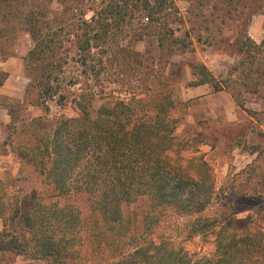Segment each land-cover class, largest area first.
<instances>
[{
    "label": "trees",
    "instance_id": "obj_1",
    "mask_svg": "<svg viewBox=\"0 0 264 264\" xmlns=\"http://www.w3.org/2000/svg\"><path fill=\"white\" fill-rule=\"evenodd\" d=\"M166 2L100 0L90 8L89 18L83 14L57 21L47 13L48 6L0 0V62L13 54L16 34L24 30L31 37L24 57L30 80L26 95L37 89L33 103L49 108L48 102L55 100L74 111L38 116L16 127V151L52 186L50 198L89 194L106 224L105 230L97 226L90 234L97 237L101 257L106 253L103 264H264V229L225 210L209 213L216 204L226 206L215 180L204 179L210 167L199 162L193 169L191 160L199 157L168 154L179 120L172 117L170 92L140 100L136 91L128 98L107 90L109 83L129 80L124 78V60L139 55L123 38L116 39L113 29L125 25L137 10L147 12L146 21L156 20L168 9ZM118 49L123 56L114 62ZM195 73L200 75L195 84L213 82L216 89L223 88L206 65ZM6 78L0 69V85ZM8 187L0 179V252L24 251L33 259L51 258L58 264L81 256L87 232L73 201L60 205L58 199L41 196L23 210ZM140 196H148L160 209L146 214L143 228L132 208ZM164 208L186 217L180 230L165 223L160 214ZM209 234L214 235L212 255L188 247L193 238Z\"/></svg>",
    "mask_w": 264,
    "mask_h": 264
},
{
    "label": "rangeland",
    "instance_id": "obj_2",
    "mask_svg": "<svg viewBox=\"0 0 264 264\" xmlns=\"http://www.w3.org/2000/svg\"><path fill=\"white\" fill-rule=\"evenodd\" d=\"M29 1L41 8L48 6L47 13L53 19L67 21L83 14L89 18L90 8L100 0ZM166 6L168 9L156 20L146 21L147 12L137 10L126 18L125 25L113 29L115 38H123L122 42L139 55L138 59L124 60L128 65L124 78L129 80L109 83L107 90L128 98L136 91L135 97L140 100L170 92L175 102L172 117L179 120L168 154L199 157L200 161L191 160L193 169L199 162L210 167V174H203L204 179L215 180L220 199L226 204L225 209L216 204L210 214L225 210L264 229V0H167ZM12 17L18 20L15 13ZM16 35L13 54L0 62V69L7 73L0 85V179L9 186V193L20 199L23 210L41 196L45 200L58 199L60 205L73 201L80 210L87 237L81 256L67 264H103L106 253L101 257L95 247L97 237L90 234L97 231V226L99 231L105 230L106 224L89 194L81 191L72 197L50 198L54 193L52 186L16 151V127L22 128L38 116L47 119L61 113L74 114L70 105L60 106L55 100L48 102L49 108L33 103L37 89L26 95L30 80L24 57L31 37L24 30ZM116 53L114 62L123 56L120 49ZM202 64L222 89H216L213 82L195 84L200 76L195 71ZM132 68L136 70L130 77ZM110 69L115 72L114 65ZM257 146L258 151L253 152ZM132 208L138 212L142 228L146 214L160 210L148 196L138 197ZM127 210L126 206V213ZM160 214L175 231L186 220L167 208ZM3 229L0 218V231ZM188 247L212 255L214 235L193 238ZM0 264L58 263L8 249L0 252Z\"/></svg>",
    "mask_w": 264,
    "mask_h": 264
},
{
    "label": "built area",
    "instance_id": "obj_3",
    "mask_svg": "<svg viewBox=\"0 0 264 264\" xmlns=\"http://www.w3.org/2000/svg\"><path fill=\"white\" fill-rule=\"evenodd\" d=\"M145 19L148 20V17H146Z\"/></svg>",
    "mask_w": 264,
    "mask_h": 264
}]
</instances>
